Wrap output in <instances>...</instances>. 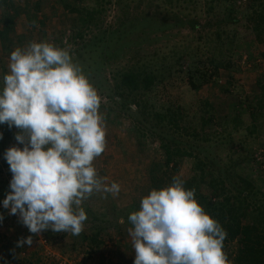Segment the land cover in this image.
<instances>
[{"label":"rangeland","instance_id":"1","mask_svg":"<svg viewBox=\"0 0 264 264\" xmlns=\"http://www.w3.org/2000/svg\"><path fill=\"white\" fill-rule=\"evenodd\" d=\"M262 12L264 0H0V90L15 48L31 41L67 48L102 97L107 148L95 167L107 183L121 184L115 198L94 194L83 202L80 235L33 234L3 206L13 177L5 153L24 145L15 139L18 128L0 124V262L134 264L127 209L140 208L174 176L187 180L197 156L233 193L238 176L264 193ZM133 71L138 83L125 86L123 74ZM260 104L263 114L253 117ZM166 147L192 154L173 155L166 173ZM95 233L101 243L90 252L84 236ZM29 236L32 245L18 246ZM224 251L234 264L237 242Z\"/></svg>","mask_w":264,"mask_h":264},{"label":"clouds","instance_id":"2","mask_svg":"<svg viewBox=\"0 0 264 264\" xmlns=\"http://www.w3.org/2000/svg\"><path fill=\"white\" fill-rule=\"evenodd\" d=\"M8 67L0 124L18 128L15 139L24 147L5 153L13 177L3 206L19 213L33 234L51 229L78 236L88 218L83 202L121 192V184L107 183L94 164L107 148L102 97L70 51L47 41L15 48ZM184 184L174 176L129 215L134 264H231L224 251L227 231ZM25 243L32 245V236L18 246Z\"/></svg>","mask_w":264,"mask_h":264},{"label":"trees","instance_id":"3","mask_svg":"<svg viewBox=\"0 0 264 264\" xmlns=\"http://www.w3.org/2000/svg\"><path fill=\"white\" fill-rule=\"evenodd\" d=\"M34 8L36 11L39 10L38 5ZM262 13L264 14V12ZM11 18L12 16L8 20L14 21V18ZM8 25L7 28H9ZM138 77L139 74L134 71L126 72L123 74L122 81L125 86H133L138 83ZM147 77L151 79L146 85L149 88V84L155 77L151 73ZM262 108L261 104L254 106L251 115L258 118L260 114H263ZM165 149L167 153L166 173H170L172 170L169 168V164L174 160L173 155L192 154L180 147L175 149L166 147ZM196 159L193 174L185 180L184 186L186 189H195L199 204L227 231L224 248L234 241L237 242L238 251L233 257L234 264H264V193L255 189L248 179L238 176L242 185L237 188L238 191L236 190L237 194H235L231 191L226 178L217 173L216 169H213V165H209L206 160L204 161L198 156ZM2 197L4 200L6 196L3 194ZM139 209L135 203L131 205L127 209V220L132 212ZM84 239L88 241L90 252L101 243L100 233H95L91 237L84 236ZM90 252L88 251V253Z\"/></svg>","mask_w":264,"mask_h":264},{"label":"crops","instance_id":"4","mask_svg":"<svg viewBox=\"0 0 264 264\" xmlns=\"http://www.w3.org/2000/svg\"><path fill=\"white\" fill-rule=\"evenodd\" d=\"M3 260H4V258L2 257V262H0L1 264H9L8 260H6L4 262H3Z\"/></svg>","mask_w":264,"mask_h":264}]
</instances>
